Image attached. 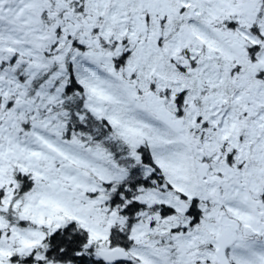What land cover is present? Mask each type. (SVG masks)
I'll return each mask as SVG.
<instances>
[{"label": "snow or ice", "instance_id": "snow-or-ice-1", "mask_svg": "<svg viewBox=\"0 0 264 264\" xmlns=\"http://www.w3.org/2000/svg\"><path fill=\"white\" fill-rule=\"evenodd\" d=\"M0 264H264V0H0Z\"/></svg>", "mask_w": 264, "mask_h": 264}]
</instances>
